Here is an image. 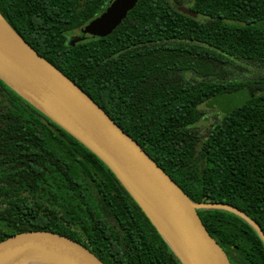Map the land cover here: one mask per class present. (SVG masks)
Instances as JSON below:
<instances>
[{
    "label": "trees",
    "instance_id": "obj_1",
    "mask_svg": "<svg viewBox=\"0 0 264 264\" xmlns=\"http://www.w3.org/2000/svg\"><path fill=\"white\" fill-rule=\"evenodd\" d=\"M165 3L140 0L112 34L74 46L67 34L104 0H0V13L194 203L234 208L264 233V79L228 77L241 63L264 67V0H193L197 18ZM236 93L241 105L202 136L201 106ZM30 107L44 122L16 105L19 120L2 129L27 133L30 146L0 147V241L51 231L105 264H183L112 171ZM198 214L233 264H264V242L243 217L220 208Z\"/></svg>",
    "mask_w": 264,
    "mask_h": 264
},
{
    "label": "water",
    "instance_id": "obj_2",
    "mask_svg": "<svg viewBox=\"0 0 264 264\" xmlns=\"http://www.w3.org/2000/svg\"><path fill=\"white\" fill-rule=\"evenodd\" d=\"M138 0H114L81 28V36L104 38L126 19ZM179 10L190 17L198 13ZM0 79L97 156L116 176L183 264H233L203 224L199 209L226 205L194 203L147 152L77 84L42 57L0 13ZM0 264H105L79 242L51 232L29 231L0 241Z\"/></svg>",
    "mask_w": 264,
    "mask_h": 264
},
{
    "label": "flooded vegetation",
    "instance_id": "obj_3",
    "mask_svg": "<svg viewBox=\"0 0 264 264\" xmlns=\"http://www.w3.org/2000/svg\"><path fill=\"white\" fill-rule=\"evenodd\" d=\"M113 1L114 0H104L103 10L97 16L102 14L111 5V3ZM139 1L140 0H138V2ZM165 1H166L165 8L173 9V10H176L178 12H181L179 10L180 7H186L188 9L192 10L193 0H165ZM138 2H137V4H138ZM128 14H127V16H128ZM96 17H94L93 19H95ZM75 37H77V36H75ZM88 37H92V36H87V38ZM67 38H68V41L71 43L73 39L69 40V37H67ZM94 38H97V37H94ZM27 103L28 102L26 100H24L19 94H17L14 90H12L2 79H0V147H2L4 145H6V146H11V145L19 146L20 144H24L27 148H29L30 140L28 139L27 133H24L21 131H13V132L2 131V129L7 127V124L14 123V121L19 120L18 118H16L14 113H12L10 111V109L14 108L16 105H18L19 107H22L23 110L28 115H33L35 119H40L44 122L45 119L43 117L39 116L38 113H36L30 107V105H31L30 103H29L30 105ZM210 125H211V123H210ZM210 125H209V127H210ZM16 150L20 151L21 149L16 148ZM13 159H15V158H13ZM19 166H21V164H18L15 167H19ZM0 170H5V167H0Z\"/></svg>",
    "mask_w": 264,
    "mask_h": 264
},
{
    "label": "rangeland",
    "instance_id": "obj_4",
    "mask_svg": "<svg viewBox=\"0 0 264 264\" xmlns=\"http://www.w3.org/2000/svg\"><path fill=\"white\" fill-rule=\"evenodd\" d=\"M67 35L69 40L74 39L75 36H81L80 29L72 31ZM228 71V77L238 81L258 80L261 78L264 79V67L262 66L241 63V66H232ZM186 77L187 79L192 78L188 73L186 74ZM242 101V95L240 93H236L225 95L220 99H210L205 102L201 106L204 116L202 117L201 121L196 124V128L199 130V133L204 136L211 122L221 118L225 112L241 105Z\"/></svg>",
    "mask_w": 264,
    "mask_h": 264
}]
</instances>
